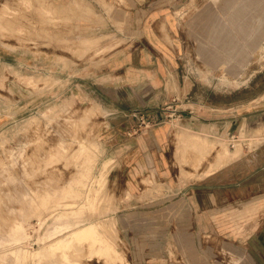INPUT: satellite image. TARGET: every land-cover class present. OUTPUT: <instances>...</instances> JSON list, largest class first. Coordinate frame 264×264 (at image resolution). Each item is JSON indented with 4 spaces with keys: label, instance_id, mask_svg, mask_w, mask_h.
<instances>
[{
    "label": "rangeland",
    "instance_id": "obj_1",
    "mask_svg": "<svg viewBox=\"0 0 264 264\" xmlns=\"http://www.w3.org/2000/svg\"><path fill=\"white\" fill-rule=\"evenodd\" d=\"M108 1L0 0V42L8 62L0 84V264H128L129 247L117 227L116 211L129 204L130 196L111 145L113 128L132 122L140 127L134 113L145 110L135 109L129 101L112 103L99 90L105 86L95 84L105 70V56L120 43L109 36L97 8L102 5L108 13ZM238 8L241 11L240 5L235 11ZM249 35V48L243 49L245 42L240 41L233 49L219 44L216 54L190 50L182 61L179 81L175 76L181 84L170 87L171 102L156 108L165 116L175 111L172 118L164 119L173 133V169L182 181L151 188L157 200L175 193L177 184L195 178L189 171L198 163L197 150L182 143L181 132L190 131V141L201 137L214 146L210 151L201 148L202 177L241 157L243 143L252 148L264 141L260 123L247 125L234 137L211 138L191 133L193 129L180 116L191 112L206 118L209 106L219 109V117L224 109L233 108L235 114L264 109V101H258L264 97V15ZM183 77L191 78L194 86L184 83ZM95 98L111 108L128 110L126 116L105 117L108 111ZM81 145L87 147V155L79 153ZM62 189L70 194L60 200L58 210L41 212L38 204L44 194L55 196ZM88 201L94 207H88ZM83 205L77 227L95 223L103 237L114 243L116 255L89 256L88 243L77 242L67 251L68 261L59 251H47L43 258L35 255L73 229L65 228L57 213Z\"/></svg>",
    "mask_w": 264,
    "mask_h": 264
},
{
    "label": "crops",
    "instance_id": "obj_2",
    "mask_svg": "<svg viewBox=\"0 0 264 264\" xmlns=\"http://www.w3.org/2000/svg\"><path fill=\"white\" fill-rule=\"evenodd\" d=\"M245 1L109 0L108 13L97 5L109 36L120 43L105 56V70L95 84L105 86L99 90L112 103L129 101L144 114L163 119L149 127L132 122L113 128V157L130 196L129 204L116 211L117 227L129 247L128 264H264V141L252 148L243 143L241 157L203 177L201 148L194 146L198 163L189 172L195 178L177 184L165 198L157 200L151 192L159 184L170 187L182 181L173 169L172 128L156 108L171 102L170 87L181 84L175 76L179 81L180 65L190 50L216 54L219 44L233 49L238 41L245 42L243 49L251 46L249 33L264 15V0ZM5 63L0 42V84ZM183 78L194 86L191 78ZM95 99L108 111L105 117L126 116L128 110ZM207 111L206 118L188 112L180 115L181 121L191 133L211 138L234 137L255 123L264 129V109L243 114L224 109L220 117L218 108ZM189 132H181L185 145Z\"/></svg>",
    "mask_w": 264,
    "mask_h": 264
},
{
    "label": "bare ground",
    "instance_id": "obj_3",
    "mask_svg": "<svg viewBox=\"0 0 264 264\" xmlns=\"http://www.w3.org/2000/svg\"><path fill=\"white\" fill-rule=\"evenodd\" d=\"M240 11V8H238L235 11V14H237V12ZM254 11V10H253ZM221 43V42H220ZM237 55V54H236ZM230 81H228V85H233L231 83H229ZM88 114H91L93 112L92 109L87 110ZM83 141V140H82ZM187 143H189L188 145L191 147H196V148H208V150H213L214 146L209 147L206 143V140L199 137L198 139H194V141H189V139L186 140ZM64 142V141H63ZM79 153L83 156V155H87L88 151H87V147L84 145H81L79 148ZM203 153L201 155V158H203ZM80 157V156H78ZM84 158V157H83ZM162 187H160L161 189ZM69 189V188H68ZM159 189V187H158ZM164 189V188H163ZM97 193V192H96ZM70 192L64 191L63 189L57 193L55 196H51V195H47L44 194V196L41 198L42 200L40 201V203L38 204L39 207H41V212L44 210V208H54L55 210H58V206L59 203L62 202L60 200L65 199V197L67 195H69ZM87 195H90L87 193ZM72 196V195H71ZM154 196V195H153ZM95 197V196H94ZM88 198V197H87ZM27 199V198H26ZM94 201V200H93ZM28 203V202H27ZM94 202L92 201H88L87 202V206L88 207H94ZM65 205V204H64ZM63 205V207H64ZM68 206V205H66ZM79 206V205H78ZM77 206V207H78ZM69 207V206H68ZM86 207V205H83L81 207H78V209L76 208L71 210H63L59 213H57V218L58 219H64L66 222L65 228H73L72 230H70L71 232H69L66 236L59 238L57 240H55L52 243H49L47 248H42L40 249L39 252H36L35 255H40L42 256H46V252L50 251V253H54L55 251H59L62 252L61 256L63 258L64 261H68V256H67V251L69 250L70 245L72 246L73 242L74 243H79L78 245L81 246V244L83 245V243L87 244L88 243V249H89V256H95L96 258H101L103 256L107 257L110 256V258L116 255V252L114 247L112 246L111 243L113 242H108L104 237H103V233L102 231H100V229L97 227V225L95 223H88L82 227H77L80 224V219H81V214L80 211L83 210ZM71 208V207H69ZM74 208V207H73ZM40 212V214H41ZM56 217V216H55ZM83 220V219H82ZM41 221V220H40ZM107 225V224H106ZM81 226V225H79ZM105 226V224H104ZM77 227V228H76ZM113 227V226H112ZM22 229V228H21ZM113 229V228H112ZM109 230V228L107 229ZM22 231V230H21ZM21 231L19 233H21ZM107 232V231H106ZM23 233V232H22ZM109 233V232H107ZM20 235V234H19ZM106 236V235H105ZM11 237V236H10ZM16 238V236H15ZM108 238V237H106ZM112 238V237H111ZM18 239V238H17ZM22 240V239H21ZM17 241V240H16ZM110 241V240H109ZM113 241V240H112ZM85 244V246H87ZM114 244V243H113ZM46 245V244H45ZM79 250V249H78ZM117 250V249H116ZM81 251V250H80ZM19 253V252H18ZM28 253V252H27ZM59 254V253H58ZM84 254V253H83ZM74 255V254H73ZM39 256V257H40ZM57 256V255H56ZM55 256V257H56ZM33 258V257H32ZM109 258V259H110ZM50 259V258H49ZM56 259V258H54ZM108 259V257L106 258ZM77 260V259H76ZM115 260V259H114ZM41 261V260H40ZM80 262V261H79ZM78 262V263H79ZM59 263V262H58ZM76 264V263H74Z\"/></svg>",
    "mask_w": 264,
    "mask_h": 264
},
{
    "label": "built area",
    "instance_id": "obj_4",
    "mask_svg": "<svg viewBox=\"0 0 264 264\" xmlns=\"http://www.w3.org/2000/svg\"><path fill=\"white\" fill-rule=\"evenodd\" d=\"M173 113H175V111ZM173 113L167 116H165L164 114L162 118H172V116L174 115ZM153 116H154V113H148L147 115L141 112L134 113V117H139L141 120L140 126H144V127H149L151 125L157 124L162 120V119L159 120L157 118H154Z\"/></svg>",
    "mask_w": 264,
    "mask_h": 264
}]
</instances>
